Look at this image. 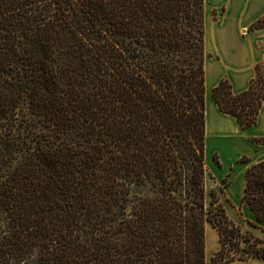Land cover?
<instances>
[{
  "label": "trees",
  "instance_id": "1",
  "mask_svg": "<svg viewBox=\"0 0 264 264\" xmlns=\"http://www.w3.org/2000/svg\"><path fill=\"white\" fill-rule=\"evenodd\" d=\"M203 4L0 0V264H206V224L210 264L264 260L214 190L204 204ZM212 99L255 124L264 61ZM244 180L264 229V162Z\"/></svg>",
  "mask_w": 264,
  "mask_h": 264
},
{
  "label": "crops",
  "instance_id": "2",
  "mask_svg": "<svg viewBox=\"0 0 264 264\" xmlns=\"http://www.w3.org/2000/svg\"><path fill=\"white\" fill-rule=\"evenodd\" d=\"M259 20H264V0H204L205 154L210 149L226 168L232 167V181L219 200L229 220L264 242V229L242 202L246 168L264 162V100L255 124L242 128L234 117L221 112L212 99V89L222 79L228 80L234 94L248 88L255 65L264 61V26L249 31ZM220 248L216 229L206 224V264ZM229 264H264V260L252 257Z\"/></svg>",
  "mask_w": 264,
  "mask_h": 264
},
{
  "label": "rangeland",
  "instance_id": "3",
  "mask_svg": "<svg viewBox=\"0 0 264 264\" xmlns=\"http://www.w3.org/2000/svg\"><path fill=\"white\" fill-rule=\"evenodd\" d=\"M225 166L221 162L220 159H217V156L211 154L210 149L207 150V153L204 157V169H205V208L208 210L210 208L209 203L211 200L210 191L214 190L217 195L218 199H221V195L224 189L230 184L232 181V167L229 166L228 168H224ZM232 242H240L238 247L242 249L245 247L242 240L238 241L236 238H232ZM253 240L251 239L249 243H252ZM230 245L229 242L226 243V249H229ZM230 254H234L230 252ZM210 264V263H209Z\"/></svg>",
  "mask_w": 264,
  "mask_h": 264
}]
</instances>
